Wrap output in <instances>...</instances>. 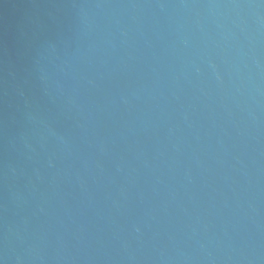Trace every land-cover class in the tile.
<instances>
[{
    "label": "water",
    "instance_id": "obj_1",
    "mask_svg": "<svg viewBox=\"0 0 264 264\" xmlns=\"http://www.w3.org/2000/svg\"><path fill=\"white\" fill-rule=\"evenodd\" d=\"M0 264H264V0H0Z\"/></svg>",
    "mask_w": 264,
    "mask_h": 264
}]
</instances>
